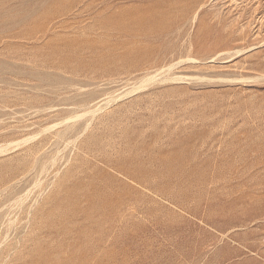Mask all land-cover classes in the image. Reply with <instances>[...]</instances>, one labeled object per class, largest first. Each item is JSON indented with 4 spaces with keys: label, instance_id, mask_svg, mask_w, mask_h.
Returning a JSON list of instances; mask_svg holds the SVG:
<instances>
[{
    "label": "rangeland",
    "instance_id": "rangeland-1",
    "mask_svg": "<svg viewBox=\"0 0 264 264\" xmlns=\"http://www.w3.org/2000/svg\"><path fill=\"white\" fill-rule=\"evenodd\" d=\"M0 264H264V0H0Z\"/></svg>",
    "mask_w": 264,
    "mask_h": 264
},
{
    "label": "bare ground",
    "instance_id": "bare-ground-1",
    "mask_svg": "<svg viewBox=\"0 0 264 264\" xmlns=\"http://www.w3.org/2000/svg\"><path fill=\"white\" fill-rule=\"evenodd\" d=\"M76 117V116H75ZM70 118V117H69ZM66 124V123H65ZM67 126V125H66Z\"/></svg>",
    "mask_w": 264,
    "mask_h": 264
}]
</instances>
